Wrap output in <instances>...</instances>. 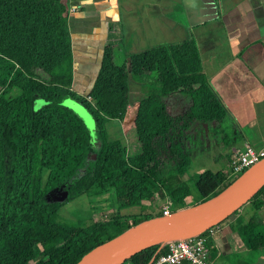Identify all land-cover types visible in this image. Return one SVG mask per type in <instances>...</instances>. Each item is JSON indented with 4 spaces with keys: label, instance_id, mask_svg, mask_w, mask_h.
I'll list each match as a JSON object with an SVG mask.
<instances>
[{
    "label": "trees",
    "instance_id": "trees-1",
    "mask_svg": "<svg viewBox=\"0 0 264 264\" xmlns=\"http://www.w3.org/2000/svg\"><path fill=\"white\" fill-rule=\"evenodd\" d=\"M69 9L70 0H0V264H76L131 226L161 216L157 197L171 200L176 211L194 204L193 188L208 200L239 178L228 169V151L227 164L216 171L190 173L192 141L184 132L196 122L209 126L224 150L241 137L208 82L192 33L136 53L127 54L125 43L105 47L84 88L75 81ZM129 73L153 79L164 92L138 102L126 143L109 127L125 118ZM173 94L190 104L177 117L166 101ZM67 98L88 112L93 130L63 104ZM135 198L155 211L122 213L120 202ZM248 204L257 211L264 206V187ZM257 227L249 219L241 229L246 249L220 259L252 264L264 257ZM201 236L211 260L214 233ZM159 249L151 246L123 264H147L166 252Z\"/></svg>",
    "mask_w": 264,
    "mask_h": 264
},
{
    "label": "crops",
    "instance_id": "crops-1",
    "mask_svg": "<svg viewBox=\"0 0 264 264\" xmlns=\"http://www.w3.org/2000/svg\"><path fill=\"white\" fill-rule=\"evenodd\" d=\"M145 1L147 4L149 0ZM123 2L129 3L130 0ZM124 3H121L122 6L118 0H70L69 27L74 62L76 64V57H78L74 47L78 46L77 50L81 58L76 65L77 69H83L84 73V79L78 77L80 87L85 88L90 82L87 76L91 73L90 69H87V64L92 61L88 59L90 55L93 57L96 54L100 59V56L104 55L101 51L105 47H117L118 49L124 43L127 49H131L137 42V37H133V33L144 32L146 36L152 33L146 25L156 22V15L151 13L154 3L153 5L152 3L147 4V12L152 15L150 18L144 17L145 14L141 16L140 12L132 13L134 8L125 6ZM184 6L190 33L194 34L198 42V50L208 82L228 110L229 123L241 136L233 142L229 154L243 150L246 145L255 150L264 149L262 145L256 148L255 143L258 142L253 145L248 139V134L245 133V130L251 133L257 130L264 134L259 129V126L260 128L264 126V123L260 124L264 122V0H184ZM119 7L123 8V14ZM122 25L126 26L125 33ZM127 34H129L128 38H126ZM205 42L207 43L203 46ZM139 46L143 49L150 47H143L142 43ZM96 68L98 69V61ZM97 72L95 70V74L92 75L94 78ZM129 81L130 83L135 82L139 94H145L144 97H148L152 92H164L161 84L146 76H135L129 73ZM137 105L138 103L130 106L129 96V105L124 120L128 118L133 122ZM129 107H131L132 114L129 112ZM168 110L170 113L171 110L174 113L179 110L181 114L183 112L180 106L173 104L168 105ZM210 135L212 137L213 133L210 132ZM211 148L214 152L223 151V147L217 143H214ZM192 152L190 150L195 167L198 170L202 169L199 161L195 162ZM216 158L219 160L221 155L214 157L215 160ZM191 194L194 201L192 205L206 200H202L196 190L195 192L191 190ZM251 218H254L258 225L257 232L264 233V206L257 211L251 204H245L237 215L214 230V247L217 255L209 260V264H231L221 260L220 256H227L246 249L241 229ZM252 264H264V258Z\"/></svg>",
    "mask_w": 264,
    "mask_h": 264
},
{
    "label": "rangeland",
    "instance_id": "rangeland-1",
    "mask_svg": "<svg viewBox=\"0 0 264 264\" xmlns=\"http://www.w3.org/2000/svg\"><path fill=\"white\" fill-rule=\"evenodd\" d=\"M120 5L123 6L124 0H118ZM128 2H125V6H132L133 12H140L141 16L145 14L144 17H152V15L149 14V12H147V4L149 3H154V12L153 9L152 10V14L156 15V22L155 24L153 22H151L150 24H147V29L149 28V31H151L152 33L150 35L144 34V32H140V33H133V37H137V42L135 43V46L131 49H127V51L129 53H136V52H141L149 47L146 46H150V47H155V46H160V45H164V44H172V43H180L181 41L187 39L189 37L190 34V27H189V21L186 15V8L184 6V0H149L146 4L145 0H130V2L127 4ZM119 9L121 10L122 14L124 13L123 8L119 7ZM131 12V11H130ZM148 13V14H147ZM143 23V21H142ZM122 29L124 30V33L126 32V26L122 25ZM193 34V33H192ZM128 35H126V38H128ZM194 35V34H193ZM196 39V38H195ZM127 40V39H126ZM197 42V40H196ZM128 43V40H127ZM143 45V47L146 48H141L142 46H139V44ZM207 42L203 43L202 45L205 46ZM198 45V42H197ZM200 46V45H199ZM74 49H76V54H78V57H76V64L79 63V59L81 58V55L78 53V46H75ZM95 61H93L94 59ZM92 57V55H90L88 57V59H91L92 61L90 63L87 64V69H90L91 73L89 75H87L91 80L93 78L92 75H94L95 70L97 69V55L94 54ZM83 63H85L84 61H82ZM80 65V64H79ZM92 66V68H90ZM82 74H80V73ZM75 76L76 78H83L84 79V73H83V69H77L76 68V72H75ZM81 75V76H80ZM83 76V77H82ZM77 80V79H76ZM90 80V81H91ZM77 82H79L77 80ZM137 82V81H136ZM90 84V82H89ZM130 106L132 107L133 105H136L138 103V101L145 96V94H139L140 92H138V88L135 86V82H131L130 83ZM77 90H79L80 88L77 87ZM81 91V89H80ZM86 91V90H84ZM176 98V101H175ZM167 103L168 105L173 104V105H177L180 106L181 109H183V112H186L189 108V100L181 95H173L171 97L167 98ZM37 104L41 105L42 102L38 101ZM63 104L71 109H73L76 113H78L81 116H85L86 114H88L87 111H85V109L76 101L67 98L66 100L63 101ZM131 107L130 111L131 112ZM128 108V109H129ZM181 110L177 111L176 113H174L171 110V114L176 116L180 113ZM128 112V113H129ZM182 112V113H183ZM130 114V113H129ZM132 114V112H131ZM181 114V113H180ZM129 117V116H128ZM84 119V118H83ZM131 121L128 120V118L124 121H122L121 123H118V125H116L115 123L113 125H111L109 127L110 132L112 133V137H120L124 142H126L127 140H130L131 138V134L129 133L131 131V126H132V122L130 124ZM264 122H261L260 124H263ZM130 125V126H129ZM89 127V126H88ZM90 128V127H89ZM91 130L94 129V123H93V127L90 128ZM259 129L263 131L264 133V126H262ZM210 130H209V126L207 125H199L197 122L191 126L190 129H187L184 134L186 135L185 137H187L189 140H191V144H190V150L193 151L192 152V156L195 157V162L199 161V165L202 166V169L198 170L197 167H195L194 164V160H193V165L191 167L190 173L192 176H196L201 174V172H204L206 170H211V171H216L217 169L220 168V166H222L221 164L225 165L227 164V160L225 157V153L229 151V149L224 151V147L222 148L223 151H215L211 148L213 146L214 143H217L219 146H223L222 144H219L218 141L221 139L219 138H212L210 135ZM253 133H251L250 131L245 130V133H247L248 135V139L250 141H252V144L255 142L257 144L256 148H259L258 145H262L264 146V134L259 133L257 130H253ZM129 133V134H128ZM231 132H228V135ZM128 134V135H127ZM227 134V133H226ZM228 139V137H227ZM131 141V140H130ZM128 143V142H126ZM233 145V143L231 144V146ZM254 145V144H253ZM260 146V147H262ZM242 151V150H240ZM258 151V150H256ZM221 158L219 159L218 162H216V160L214 159V157L216 156H220ZM224 156V157H223ZM217 159V158H216ZM193 192H195V188L192 189ZM120 209L122 213H132V212H139L140 210H142L143 208L146 210H149L151 212L155 211V208L153 206H150L148 203H143L142 201H140L138 198H135L132 201H128V202H120ZM156 204L157 207L160 206L162 207L163 205V200L161 197H157L156 198ZM156 207V209H157ZM80 208V207H77ZM73 220V217H72ZM264 257H258V259H261ZM258 259L256 260V262L258 261Z\"/></svg>",
    "mask_w": 264,
    "mask_h": 264
},
{
    "label": "water",
    "instance_id": "water-1",
    "mask_svg": "<svg viewBox=\"0 0 264 264\" xmlns=\"http://www.w3.org/2000/svg\"><path fill=\"white\" fill-rule=\"evenodd\" d=\"M90 128L93 121L86 114ZM247 178L232 188L244 176ZM264 187V158L219 195L172 212L141 221L86 253L76 264H123L151 246L189 239L219 225L247 204Z\"/></svg>",
    "mask_w": 264,
    "mask_h": 264
},
{
    "label": "built area",
    "instance_id": "built-area-1",
    "mask_svg": "<svg viewBox=\"0 0 264 264\" xmlns=\"http://www.w3.org/2000/svg\"><path fill=\"white\" fill-rule=\"evenodd\" d=\"M262 158H264V149L256 151L251 146L246 145L242 151L232 154L228 169H230L231 175L240 177ZM172 212H174L172 201L165 199L162 215H169ZM214 230H208L209 236L214 233ZM206 240L207 237L198 235L189 239L167 242L159 249L166 247V252L163 254L157 252L147 264H209L210 251L206 246Z\"/></svg>",
    "mask_w": 264,
    "mask_h": 264
},
{
    "label": "bare ground",
    "instance_id": "bare-ground-1",
    "mask_svg": "<svg viewBox=\"0 0 264 264\" xmlns=\"http://www.w3.org/2000/svg\"><path fill=\"white\" fill-rule=\"evenodd\" d=\"M248 175L244 176L240 181H238L232 188L238 186L241 182H243L246 178H247Z\"/></svg>",
    "mask_w": 264,
    "mask_h": 264
}]
</instances>
